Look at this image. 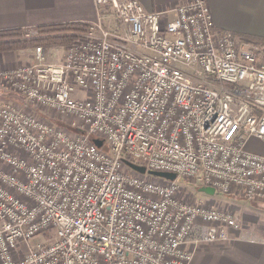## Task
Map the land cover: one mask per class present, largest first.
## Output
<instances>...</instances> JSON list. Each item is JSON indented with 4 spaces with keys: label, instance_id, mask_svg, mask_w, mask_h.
<instances>
[{
    "label": "built area",
    "instance_id": "1",
    "mask_svg": "<svg viewBox=\"0 0 264 264\" xmlns=\"http://www.w3.org/2000/svg\"><path fill=\"white\" fill-rule=\"evenodd\" d=\"M94 2L61 60L37 46L0 70L22 98L0 102V264H190L241 223L178 177L264 203V155L245 144L264 137V45L216 28L206 0Z\"/></svg>",
    "mask_w": 264,
    "mask_h": 264
},
{
    "label": "crops",
    "instance_id": "2",
    "mask_svg": "<svg viewBox=\"0 0 264 264\" xmlns=\"http://www.w3.org/2000/svg\"><path fill=\"white\" fill-rule=\"evenodd\" d=\"M139 1L147 10L161 11L190 0ZM206 1L216 28L255 40L264 38V0ZM95 7L94 0H0V28L22 27L28 33H33L42 24L76 21L94 23L98 19ZM106 14L104 21L110 25L111 12ZM170 14L172 16L173 11ZM12 54L22 53L0 52V64L5 55ZM0 87L5 90L1 84ZM3 96H8V93ZM3 99L8 100V97ZM245 144L246 149L264 155V137L250 136ZM225 194L228 197L223 198V203L227 207L223 208L234 213L241 222V228L231 230L230 238L226 241L197 248L190 264H264V203L247 201L233 193ZM208 201L218 206L214 197Z\"/></svg>",
    "mask_w": 264,
    "mask_h": 264
},
{
    "label": "trees",
    "instance_id": "3",
    "mask_svg": "<svg viewBox=\"0 0 264 264\" xmlns=\"http://www.w3.org/2000/svg\"><path fill=\"white\" fill-rule=\"evenodd\" d=\"M88 22H57L42 24L36 27L37 34L31 38L24 37L27 32L22 27L0 28V52L43 46L45 49L53 46H69L74 43L81 33L86 32ZM80 34V35H79ZM256 40L264 44V38ZM104 150L107 145L104 142ZM205 186L202 183H198Z\"/></svg>",
    "mask_w": 264,
    "mask_h": 264
},
{
    "label": "rangeland",
    "instance_id": "4",
    "mask_svg": "<svg viewBox=\"0 0 264 264\" xmlns=\"http://www.w3.org/2000/svg\"><path fill=\"white\" fill-rule=\"evenodd\" d=\"M111 25L113 26V22L111 21ZM27 32V31H26ZM37 34V31L35 30V32H27V35H25L24 37L26 38H31V36L33 35H36ZM68 46H53V47H50V48H44L45 51H46V59L48 61H59L63 58V55L66 51ZM34 48H25V49H19V50H13V51H17V52H20L22 54H12V55H5L4 59H3V63L0 64V70L2 69H8V68H16L17 66H20L22 64H25V62H30L33 60V50ZM7 52H10V51H7ZM12 53V52H11ZM8 56V57H7ZM7 57V58H6ZM9 57H11L9 59ZM6 58V59H5ZM2 89V90H1ZM0 91H2V95H4L6 92L8 93V96H3V97H8V100H11L13 102H21L22 98L19 96L18 93L14 92V91H11V90H4L3 88L0 87ZM10 94V95H9ZM78 94H80V92H78ZM2 95H0V102H3V101H8V100H4ZM35 108H37L36 106H34ZM33 108V107H32ZM34 109L35 112H37L36 114H43V115H47L49 116V118L59 122L62 124V116L59 115V114H55V115H52L49 111L47 112V110H41L39 111L38 109ZM65 117L69 118L68 115H65ZM178 185L181 187L182 191L185 192V193H188L189 195L188 196H191L197 200H202V201H206L208 202L209 198L210 197H214L216 199V204H218V206L220 207H227L223 200V198L225 197H228L227 194L219 191V190H215L214 193H209L207 191H205L203 189V185L201 184H198V183H193V182H190L189 183V180H185L184 178H181V177H178ZM241 223V222H240ZM46 239V236L44 235H38L36 236L35 238H33L31 240L30 243L35 244L36 242H44Z\"/></svg>",
    "mask_w": 264,
    "mask_h": 264
},
{
    "label": "water",
    "instance_id": "5",
    "mask_svg": "<svg viewBox=\"0 0 264 264\" xmlns=\"http://www.w3.org/2000/svg\"><path fill=\"white\" fill-rule=\"evenodd\" d=\"M93 141L99 146L101 147L104 144V140L101 138H94ZM131 168H133L134 170H136L137 172H141V173H146L153 175V176H157V177H163L166 179H175L176 178V173L173 172H167V171H160V170H147L146 167L144 165H139L137 163L128 161L125 159V161ZM203 189L209 193H214L215 192V188L213 186H209V185H205L203 187Z\"/></svg>",
    "mask_w": 264,
    "mask_h": 264
}]
</instances>
